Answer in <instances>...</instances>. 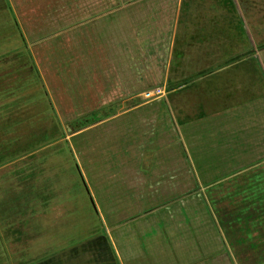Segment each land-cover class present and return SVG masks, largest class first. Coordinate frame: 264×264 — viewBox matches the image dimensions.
Segmentation results:
<instances>
[{
    "label": "rangeland",
    "instance_id": "1",
    "mask_svg": "<svg viewBox=\"0 0 264 264\" xmlns=\"http://www.w3.org/2000/svg\"><path fill=\"white\" fill-rule=\"evenodd\" d=\"M86 1L89 0H78V6H85ZM138 1L149 2H125L132 5ZM6 2L11 3L19 15L10 12V8L0 11V264L52 263L53 256L59 252L68 256L72 249L80 252L89 245L92 236L98 238L106 233L103 226L106 213L100 207L96 192L102 190H99L102 181L110 184V197L116 198L119 190L126 188L120 181L127 184L132 193L139 194L136 169L141 161L138 154L145 145L129 146L133 160L126 162L125 158L122 163H116L111 173L106 167L105 153L114 150L119 134L109 136L113 128L109 118L117 113L114 108L117 103L133 110L137 105L157 98L159 95L148 96V93L158 89L147 88L149 81L145 76L141 80L134 76V71H142L141 68L147 66L146 61L130 62L126 64L129 77L125 80L126 93L120 90L122 92L109 97L105 94L108 91L106 81L87 72L86 64L75 59L77 66L69 59L74 56L84 60L85 56V52L78 50L77 56L72 53L70 28L81 21L97 18L92 15L96 11L76 15L73 0L72 6L70 0ZM91 2L93 7L97 5L96 0ZM53 3L55 7L51 8ZM184 4L181 24L192 25L191 10H198L205 17L214 19L206 24L210 25L208 29L213 27L217 31L227 25L237 28L238 52L244 51L245 45L246 52H254L246 64L234 70L239 78L246 71L249 75L251 72L264 73V0H186ZM5 6V1L0 0V10ZM113 8L118 7H109L115 11ZM101 9L106 10L100 6ZM185 33L187 31H181L179 36ZM126 35L128 39L132 36L131 33ZM221 39L229 42L224 33ZM238 85L241 96L247 97L250 93L246 91L248 83L239 79ZM6 103L8 106L3 107ZM252 106L255 111H264V100ZM136 116L130 114L118 118L116 123L122 121V128L129 127ZM257 130L262 132L264 128ZM125 139L132 145V140ZM145 156L143 167L150 170L156 154L150 152ZM214 169L213 163L208 172L212 173ZM96 178L103 180L96 181ZM242 179L236 183H223L220 188L226 191L223 198L227 207L222 210L226 220L222 211V215L215 216L216 224L213 218L208 221L202 211H196L195 215L202 217L203 224L199 226V235H191L185 240L187 250L194 247L192 243L196 240L192 239L207 232L203 238L210 239L218 250H223V244H226L230 254L225 255L230 264H264V162L257 164ZM67 182L64 187L62 184ZM218 191L214 188L206 193L209 213L214 214L217 204L214 196L218 193L221 196ZM91 193L98 205L96 208ZM166 198L170 199V196ZM187 216H190L189 212ZM101 258H105V254Z\"/></svg>",
    "mask_w": 264,
    "mask_h": 264
},
{
    "label": "crops",
    "instance_id": "2",
    "mask_svg": "<svg viewBox=\"0 0 264 264\" xmlns=\"http://www.w3.org/2000/svg\"><path fill=\"white\" fill-rule=\"evenodd\" d=\"M4 1L6 6L0 11L10 8V12L19 15L11 3ZM70 1L71 6L75 3L76 15L96 11L92 15L97 18L70 28L72 53L77 56L78 50L85 52V56L84 60L74 56L69 59L86 64L87 72L106 81L105 94L109 97L125 91V80L129 78L126 64L144 60L147 66L142 67V71H134V76L140 80L145 76L149 81L147 88L157 87L158 90L148 96H159L133 110L127 108L128 111L119 102L114 107L117 113L109 118L113 124L109 136L119 134L117 147L105 153L110 172L123 159L133 160L129 146L145 145L140 154L137 153L141 159L136 169L139 194L132 193L128 185L120 181L126 188L119 190L116 198L110 197V184L96 178L102 181L99 188L102 190H95L100 207L106 213L103 220L106 233L98 238L92 236L89 245L80 252L72 249L70 256L59 252L53 256L52 263L41 264H230L225 255L230 254L226 244L223 250H218L215 243L203 238L207 232L192 239L196 240L192 250H187L185 240L200 233L203 219L195 215L197 210L202 211L208 221L213 218L217 223L215 216L227 207L223 198L226 191L220 189L223 183L243 180L257 164L264 162V130H257L264 128V111H255L252 106L264 100V73L249 75L246 71L239 78L234 71L246 64L254 52H246L245 45L244 51L239 53L237 28L227 25L217 31L213 27L208 29L210 25L206 24L214 19L198 10H191L192 25L181 24L186 0L138 1L132 5H126V0H96L95 7L91 0L86 1L85 6H78V0ZM113 5L118 7L112 9L115 11L109 9ZM100 6L106 10H99ZM54 7L55 3L51 5ZM181 31L187 33L179 36ZM127 33L132 34L129 39ZM223 33L229 42L221 39ZM239 79L248 83L247 97L241 96ZM130 114L137 116L129 127L122 128V121L116 123L118 118ZM123 130L126 133L122 134ZM125 137L133 141L132 145ZM150 152L156 154L154 164L150 170H145L142 160L144 162L145 154ZM186 161L190 163L188 166ZM208 163L210 166L214 163L212 173L208 172ZM214 188L221 191V196L220 193L214 196L217 204L213 214L206 207L209 206L206 193ZM168 195L170 199L166 198ZM91 196L94 207H98L92 193ZM222 217L225 219V213ZM111 225L116 226L111 228ZM104 254L105 258H101Z\"/></svg>",
    "mask_w": 264,
    "mask_h": 264
},
{
    "label": "trees",
    "instance_id": "3",
    "mask_svg": "<svg viewBox=\"0 0 264 264\" xmlns=\"http://www.w3.org/2000/svg\"><path fill=\"white\" fill-rule=\"evenodd\" d=\"M240 56H242L241 54L239 55V58H240ZM50 134H54L53 132H49ZM46 136V138L48 139V136L47 135H45ZM50 155V154H49ZM49 157V156H48ZM42 159H44V160H46V157H44V158H42ZM44 160H43V162H44ZM68 183L69 182H67V183H63L62 185L64 186V185H68ZM65 187V186H64ZM65 200L66 198H61V200ZM67 201V200H66ZM68 202V201H67ZM65 207H67V205H64ZM32 264V263H31Z\"/></svg>",
    "mask_w": 264,
    "mask_h": 264
}]
</instances>
